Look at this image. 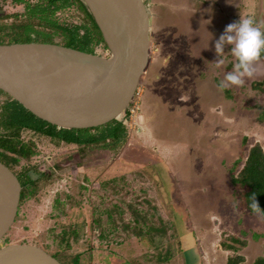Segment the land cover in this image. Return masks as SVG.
<instances>
[{
  "label": "rangeland",
  "instance_id": "obj_1",
  "mask_svg": "<svg viewBox=\"0 0 264 264\" xmlns=\"http://www.w3.org/2000/svg\"><path fill=\"white\" fill-rule=\"evenodd\" d=\"M144 1L149 57L131 101L139 108L132 119L117 116L127 137L114 150L81 149L23 132L36 154L17 168L43 164L49 174L34 169L0 243L33 244L64 264H226L235 255L254 264L264 256V221L239 207L232 172L251 145L264 147V52L243 86L220 91L236 61L226 47L217 68L214 44L240 16L262 26L264 1ZM23 11L0 0L4 39ZM59 16L82 18L75 6Z\"/></svg>",
  "mask_w": 264,
  "mask_h": 264
},
{
  "label": "water",
  "instance_id": "obj_2",
  "mask_svg": "<svg viewBox=\"0 0 264 264\" xmlns=\"http://www.w3.org/2000/svg\"><path fill=\"white\" fill-rule=\"evenodd\" d=\"M109 56L48 42L0 44V89L34 115L63 128H90L127 109L149 57L144 0H83ZM21 183L0 161V239L13 224ZM0 264H62L43 248L0 243Z\"/></svg>",
  "mask_w": 264,
  "mask_h": 264
},
{
  "label": "trees",
  "instance_id": "obj_3",
  "mask_svg": "<svg viewBox=\"0 0 264 264\" xmlns=\"http://www.w3.org/2000/svg\"><path fill=\"white\" fill-rule=\"evenodd\" d=\"M15 2L24 4V11L21 14L24 19L21 22L14 21L8 26L9 31L4 33L8 39H4L1 34L5 26L0 25V44L48 42L89 53H98L96 51L98 45L105 50L108 49L92 13L83 0H15ZM73 6L82 15L78 23L66 21L59 16ZM0 95L6 96L0 102V127L3 128L0 130V161L3 163H8L7 153H10L9 159L14 162L36 154L34 138L30 137L28 141L22 139L25 131L35 136L48 137L50 140L75 144L81 149L101 147L114 150L127 137L126 123L117 117L96 127L63 128L40 119L1 89ZM122 114L125 119L128 118V110L125 109ZM240 163L239 157L233 166L236 171L232 172V183L241 190L239 207L251 212L250 198L255 194L260 208L264 210V147L260 143L251 145L242 166H239ZM24 183L21 185H25V191L28 185H33V182ZM25 191L20 196V202ZM71 232L75 233L74 230ZM52 255L59 258L56 254ZM242 261L241 255H235L230 256L226 264H239ZM77 263L78 259L75 258L71 264ZM254 264H264V256L255 259Z\"/></svg>",
  "mask_w": 264,
  "mask_h": 264
},
{
  "label": "clouds",
  "instance_id": "obj_4",
  "mask_svg": "<svg viewBox=\"0 0 264 264\" xmlns=\"http://www.w3.org/2000/svg\"><path fill=\"white\" fill-rule=\"evenodd\" d=\"M226 47H229L231 56L236 62L233 66V71L227 73L218 84L220 91L231 86H243L245 79L254 75V65L260 59L261 53L264 52V31L256 24L252 16H240L238 21L227 25L219 39L215 41L214 51L217 59L214 63L217 68L222 67L225 63L223 57ZM107 51L109 50L107 49ZM104 56H109V54ZM250 199L249 208L251 212L258 219L264 221V210L260 208L255 194Z\"/></svg>",
  "mask_w": 264,
  "mask_h": 264
},
{
  "label": "flooded vegetation",
  "instance_id": "obj_5",
  "mask_svg": "<svg viewBox=\"0 0 264 264\" xmlns=\"http://www.w3.org/2000/svg\"><path fill=\"white\" fill-rule=\"evenodd\" d=\"M264 1V0H263ZM259 21H261V22H264L263 20H264V16H259ZM261 27V30L262 31H264V23H262V26H260ZM106 54H109V51L106 53ZM258 63L260 62L262 65H263V63L261 62V60L259 59L258 61H257ZM7 155L9 156H7L8 157V163H4L6 166H8L10 169H11V171L15 174V176L18 178V180H19V182L20 183H24V181H28V182H33V181H35L36 179H37V177H33V173H35L36 171L35 170H37V171H42L45 175H48L49 174V172L48 171H46L45 170V166H43V164L42 165H38V167H33V166H28L27 168H29V170H27V168H23L22 169V167L20 168V169H18L17 168V165H16V162H14V161H12V160H10L9 158H11V155H10V153H7ZM60 165H62V164H60ZM32 168V169H31ZM35 169V170H34ZM40 174H42V173H40ZM26 183V182H25ZM24 183V184H25ZM25 185H27V184H25ZM25 185L23 186V185H21L22 186V189H21V194L23 193V191H25ZM21 196V195H20ZM19 209V208H18ZM18 212H19V210H18ZM18 212H17V214H18ZM52 255V254H51ZM59 260V259H58ZM60 261V260H59ZM62 264H64L63 263V261L61 260L60 261Z\"/></svg>",
  "mask_w": 264,
  "mask_h": 264
},
{
  "label": "built area",
  "instance_id": "obj_6",
  "mask_svg": "<svg viewBox=\"0 0 264 264\" xmlns=\"http://www.w3.org/2000/svg\"><path fill=\"white\" fill-rule=\"evenodd\" d=\"M134 97H135V95H134ZM134 97L131 100L132 102H133ZM136 100L137 99H135V106L134 107L131 108V101H130V103L126 109V110H128V118L127 119H132L133 116H135L136 110L139 108V107H137V104H136L137 101Z\"/></svg>",
  "mask_w": 264,
  "mask_h": 264
}]
</instances>
